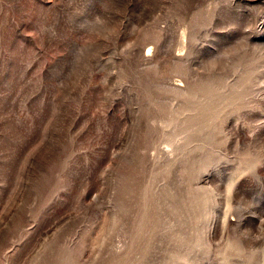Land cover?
I'll list each match as a JSON object with an SVG mask.
<instances>
[{"label": "rangeland", "instance_id": "1", "mask_svg": "<svg viewBox=\"0 0 264 264\" xmlns=\"http://www.w3.org/2000/svg\"><path fill=\"white\" fill-rule=\"evenodd\" d=\"M0 264H264V0H0Z\"/></svg>", "mask_w": 264, "mask_h": 264}]
</instances>
